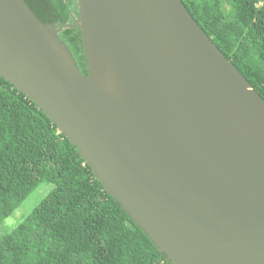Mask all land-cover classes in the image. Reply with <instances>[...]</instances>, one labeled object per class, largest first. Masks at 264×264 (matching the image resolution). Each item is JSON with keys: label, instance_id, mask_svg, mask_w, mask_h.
Listing matches in <instances>:
<instances>
[{"label": "water", "instance_id": "95a60500", "mask_svg": "<svg viewBox=\"0 0 264 264\" xmlns=\"http://www.w3.org/2000/svg\"><path fill=\"white\" fill-rule=\"evenodd\" d=\"M59 27L0 0V76L77 148L171 264H264V99L182 0H79Z\"/></svg>", "mask_w": 264, "mask_h": 264}, {"label": "trees", "instance_id": "16d2710c", "mask_svg": "<svg viewBox=\"0 0 264 264\" xmlns=\"http://www.w3.org/2000/svg\"><path fill=\"white\" fill-rule=\"evenodd\" d=\"M25 1L40 21L59 27L88 75L82 32L74 27L79 0ZM182 1L264 99V0ZM42 185L39 204L0 233V264H171L57 126L0 76V229Z\"/></svg>", "mask_w": 264, "mask_h": 264}, {"label": "rangeland", "instance_id": "374dc122", "mask_svg": "<svg viewBox=\"0 0 264 264\" xmlns=\"http://www.w3.org/2000/svg\"><path fill=\"white\" fill-rule=\"evenodd\" d=\"M46 186L42 185L40 188H38L23 204L20 208L16 210V212L6 219L4 225L0 229V233H5L7 231H10L12 228L17 226L20 222L23 221V219L31 213L33 208L39 204V202L43 199V197L47 193ZM45 188V189H43ZM7 225V226H6ZM13 226V227H12ZM9 230H6V228H10Z\"/></svg>", "mask_w": 264, "mask_h": 264}]
</instances>
